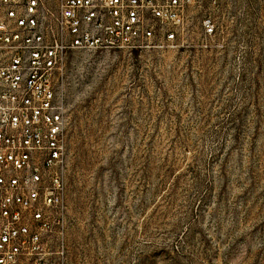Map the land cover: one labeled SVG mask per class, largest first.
<instances>
[{"label": "rangeland", "instance_id": "1", "mask_svg": "<svg viewBox=\"0 0 264 264\" xmlns=\"http://www.w3.org/2000/svg\"><path fill=\"white\" fill-rule=\"evenodd\" d=\"M181 28L67 53L50 264H264V0L190 2Z\"/></svg>", "mask_w": 264, "mask_h": 264}, {"label": "built area", "instance_id": "2", "mask_svg": "<svg viewBox=\"0 0 264 264\" xmlns=\"http://www.w3.org/2000/svg\"><path fill=\"white\" fill-rule=\"evenodd\" d=\"M196 1L0 0V264H50L53 234L64 253L67 53L172 47Z\"/></svg>", "mask_w": 264, "mask_h": 264}]
</instances>
